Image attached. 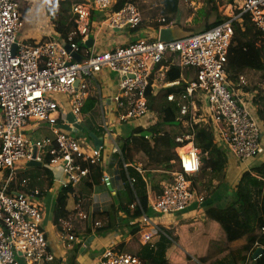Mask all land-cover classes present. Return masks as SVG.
I'll return each instance as SVG.
<instances>
[{
    "label": "built area",
    "instance_id": "built-area-1",
    "mask_svg": "<svg viewBox=\"0 0 264 264\" xmlns=\"http://www.w3.org/2000/svg\"><path fill=\"white\" fill-rule=\"evenodd\" d=\"M112 2L92 0L91 4L104 13ZM235 4L237 7L229 5V19L190 36L164 42L146 35L90 53L84 45L91 34L87 7L72 6L77 29L66 40L60 37L23 41L17 39L22 25L18 1L0 0V264H51L54 259L43 231L42 209L30 197L38 191L6 193L18 164L24 167L35 151L34 160L41 165L49 156L44 166L51 170L53 181L60 187L90 181V170L85 164L103 162L108 150L112 152L110 163H118L116 156L120 157L121 147L115 124L135 121V126H142L137 121L150 124L157 117L148 94L155 95L164 89L167 101L179 97V113L183 116L180 124H185L180 126L181 133L171 136L174 149L181 152L176 154L172 182L163 185L159 195L149 198L148 206L153 212L175 214L192 205L200 208L204 202L203 194L192 188L201 166L200 150L195 146V122L209 118L218 144L226 146L239 160L263 153L258 120L242 97L231 89L226 65L235 37L233 21L242 13L249 15L264 42V0H236ZM53 17L54 14L51 20ZM99 25L109 31L140 29L143 19L138 0H125L118 9L106 14ZM76 33L82 48L72 40ZM74 52L81 56L80 60H75ZM175 63L181 69V77L166 81V72ZM102 71L114 74L116 90L107 102L102 96L98 100L103 107L97 111L93 126L102 142L94 147L76 134L77 125L81 128L83 120L90 116L82 110L86 100L92 93L101 92L93 77ZM30 121L46 122L51 135L30 137L26 133ZM145 138L148 140L149 136ZM130 166L139 173L143 171L141 161L123 162L125 171ZM128 182L132 184L134 179L128 177ZM101 183L112 187L113 176L103 173ZM161 232L155 225L143 240L154 247L159 234L163 235ZM260 233L264 235V226ZM154 236L158 237L155 242ZM67 239L74 240V236L67 235ZM259 247L264 253V245ZM98 264L143 261L137 255L109 246L101 252Z\"/></svg>",
    "mask_w": 264,
    "mask_h": 264
},
{
    "label": "trees",
    "instance_id": "trees-1",
    "mask_svg": "<svg viewBox=\"0 0 264 264\" xmlns=\"http://www.w3.org/2000/svg\"><path fill=\"white\" fill-rule=\"evenodd\" d=\"M159 1L161 15L152 20L144 17L147 25L155 29L172 23L182 25L184 14L179 0ZM202 1L215 7L216 0ZM235 1L227 0V5L237 7ZM76 3L78 0L59 1L58 11L52 22L54 29L65 40L77 29L76 16L72 12V6ZM141 13L143 14V11ZM229 17L219 15L206 23L202 30L211 28ZM233 23L235 36L239 38L238 46L236 48L231 46L229 52L226 65L227 76L233 91L241 89L243 92L252 94L256 116L264 125V66L260 63L264 60V42L247 13H242ZM72 40L79 43L80 48L83 47L77 33L72 36ZM180 77V67L176 63L170 64L165 80L171 82L179 80ZM166 94L164 89L155 95L148 94L151 108L157 113L156 119L146 127L131 126L130 134L121 138V155L116 156L119 158L116 166L123 188L115 192V200L107 210L91 214L92 223L98 221L95 219V216L98 217L97 214L104 217L103 225L96 226L95 231L102 234L127 226L130 239L135 244L130 245L123 242L115 248L137 255L143 264H187L192 258L199 264H206L211 258L210 250L214 242L218 241L228 245L241 239L244 240V244L227 254L228 264H264V253L256 258L252 255L256 247L264 245V235L260 233L264 226V160L240 175L236 184L231 188L232 192L227 204L222 207L215 205L214 195L226 185L228 158L225 150L218 145L217 135L209 118L199 120L194 124L195 146L200 150V154L202 153L200 171L203 169V174L209 175L206 180L208 183L206 195L203 194L204 201L212 200L210 204L203 207V227L196 232H182L178 237H173L169 231L164 230V235L159 238L154 247L138 237L141 229L138 224L139 219H143L150 211L149 198L159 195L163 185L172 182L177 168V155L171 147L173 146L171 136L181 133L180 122L183 116L179 113L180 98L176 96L173 101H167ZM92 105V100L87 99L82 108L83 112L92 111ZM167 126L170 130L166 129ZM145 136H149V139L147 140ZM199 137L203 141L201 145H199ZM48 161L49 156H45L41 167L25 165L22 167L24 169H18L7 185L6 193L33 194L35 186L41 184V176L47 180V187H51L53 175L51 170L44 166ZM139 161L144 162L142 173L137 172L131 166L126 171L124 170L123 162ZM85 166L90 170V181L85 180L74 187L71 185L60 187L57 192L53 207V224L60 233H63L60 223L64 221L71 223V229L68 230L69 235L80 237L82 234L91 232V228L87 226L86 216L92 204L93 189L101 183L105 165L98 162L85 164ZM208 166L209 169L206 170ZM128 177L134 179L132 184L128 182ZM197 178L194 177L192 181V188L195 190ZM71 197L75 204H79V208L67 207ZM80 212L85 217L80 218L78 215ZM172 242L176 244V248L174 252L166 255V249L172 245ZM76 253L77 248L75 247L70 256L73 261ZM217 262L221 263V260L208 264Z\"/></svg>",
    "mask_w": 264,
    "mask_h": 264
},
{
    "label": "crops",
    "instance_id": "crops-1",
    "mask_svg": "<svg viewBox=\"0 0 264 264\" xmlns=\"http://www.w3.org/2000/svg\"><path fill=\"white\" fill-rule=\"evenodd\" d=\"M21 1H23V7L19 9V11L21 10L20 16H21L22 25L17 34L18 40H23V41L40 40L42 41L44 39H60V35L54 29L52 22L55 17V14L58 11V3L59 1H62V0H21ZM91 1L92 0H78V3L75 4V5L81 4L89 9L88 19H89V27L91 28V34L89 38L92 39V42L89 47L86 45L85 46L87 47L90 53L111 49L116 44L128 43L130 41L135 40L138 37H141L143 34L144 36L149 35L151 37L153 36L157 37L158 29H155L151 27L150 25H146L144 29L140 28L137 30H133V29L126 27V28H121L119 30H114V31H109L105 29L103 26L101 27L99 24H100V21L103 19V17L106 14L114 11L117 7H119L123 0H120V1L113 0L111 7L108 9L107 12H104V13H100L99 11H96L92 7ZM143 1L145 2V0ZM53 14H54V17L51 20L50 17ZM93 83L101 92H99L100 93L99 94L96 91L97 94L94 95V93H92L91 96L88 98V99H91L93 102L92 111H86L84 113L85 114L88 113L90 115L88 118L91 120H89L88 118L84 119L83 120L84 124L81 125V128L80 126L77 125L79 129L77 128L78 131L76 134L79 138L87 140V142L91 146H94V144H93L92 139L89 137V133L93 132L92 130H94L95 132L93 133L98 135L99 132L96 129H94L95 127L93 126V124L96 122L95 118L97 117V114H98L97 111H99V109L103 107V105L99 103L98 100L102 96V100L104 102H107L106 100H109L108 98L116 90L115 76L112 72L102 71V72L95 74V76L93 77ZM235 92L240 97H242V99L249 106L254 116L257 118L255 106L253 105V102H252V94L248 92H243L241 89H236ZM257 120H258L260 130H261V144L263 147V153L261 154L262 155L261 159L264 160V125L258 118ZM115 126H116V129L118 130V137L119 136L123 137L124 136L122 134L123 129H127L128 126L130 127L135 126V121L123 122L121 125L115 124ZM184 127H185V124H184ZM48 130H49V134H46L44 136L51 135L50 127L48 128ZM36 137H39V136H36ZM117 141H118V144L121 145V140L118 139ZM218 145L223 150H225V153L227 154V158H228V170H230V172H232L233 175L236 176L237 173H240L241 175L244 171L248 170V168H243L242 169L243 171H240L239 165L241 163L240 164L238 163L240 160L237 159L234 155H232L228 151L226 146L221 145V144H218ZM110 157H112V152L108 150L107 152H105L104 161L103 162L101 161V162L105 165L104 173L111 174L113 176L112 189L110 190L109 188L105 187L102 183L94 187L92 195H91L92 204L89 208V212H88L89 214L107 210L110 204H112L113 202V195L115 194V192L123 188L122 182L118 178V172H117V166H116L117 164L110 163V160H109ZM245 165L246 164L243 163V166ZM26 166L28 165L26 164ZM32 167H35V166H32ZM40 180H41V183L43 184V187L36 185L35 188L38 192L36 195H31L30 197L32 198L34 202H36L39 205V207L42 209V212H43V221H42L43 231L47 238L49 247L54 254V259L51 262V264H73V263L74 264H98L100 253L106 247L110 246V247L115 248L117 245L121 244V241L125 240V239H119L117 237L116 232L119 229H116L112 232L98 234L95 231L96 226H93V225L91 226L92 221L90 218H88L89 214H87L86 222H87V226L91 228V232L87 234H82L80 237L74 235V240L69 241L67 239V235H69L68 230L69 228L71 229V223H69L68 221H64L60 223V228H62L63 233H60V231H57L53 224L54 201L56 199L57 192L60 189V185L56 180H54L52 186L48 188L47 180L45 179V177L41 176ZM106 192H110V193L112 192L111 196L107 199L102 198L101 196ZM67 207L70 209H76V208H79V204H75L73 198L71 197L68 200ZM190 207H193L192 209H196L194 205ZM78 215L80 216V218L85 217V215L82 212H80ZM145 217L147 219L145 221L148 226L146 227L147 229L145 228L146 232L144 234L149 232L153 228V226L155 225L157 226L156 222L151 220L147 215ZM89 219L90 221H88ZM139 220H142V219H139ZM95 224H98V223L96 222ZM157 239L158 237L156 236L153 237L154 242ZM75 247L77 248V253L73 261L70 256H71V252L73 248Z\"/></svg>",
    "mask_w": 264,
    "mask_h": 264
},
{
    "label": "rangeland",
    "instance_id": "rangeland-1",
    "mask_svg": "<svg viewBox=\"0 0 264 264\" xmlns=\"http://www.w3.org/2000/svg\"><path fill=\"white\" fill-rule=\"evenodd\" d=\"M19 3V9H21L23 7V1L21 0H17ZM146 2V3H145ZM145 2L143 0H138V5H139V9L140 12L143 11V14L141 13L142 19H144V17L147 20H152V18H157L159 15H161L160 12V1L159 0H145ZM143 4V5H142ZM179 4L181 6V8L183 9V14H184V19L182 22V25L178 24V23H172L169 24L167 26L170 25H177L178 27L174 28V35H178V36H182V35H192L194 33H196L197 31L202 30V27L205 26L206 23L211 22L212 20H214L215 18H217L219 15L223 16H229L228 14H231V10H229V5H227V0H216L215 2V7L212 4H207L204 3L202 0H179ZM21 11V10H20ZM143 25L141 28H145L147 25V21H145V19L143 20ZM96 29V28H95ZM146 30V29H145ZM142 35V34H141ZM144 34L141 36L143 37ZM149 36V35H148ZM154 37V36H153ZM238 38L239 36H235L234 40L232 42V48L233 46L236 48L238 46ZM263 59V58H262ZM261 66H264V60L260 61ZM184 73H182L183 76ZM71 119V118H70ZM146 119V118H143ZM156 119V118H155ZM154 119V120H155ZM139 123H142V126H148L149 122L146 121H137ZM180 126L184 127V123H181ZM35 127V128H33ZM49 126L47 123H45L44 121H30L26 127V133L27 135H29L30 137H36V136H44L46 134H49V130H48ZM181 128V127H180ZM130 129L131 127L128 126L127 129H123V135L126 136L128 134H130ZM167 130H170V127L167 126L166 128ZM174 132V131H173ZM51 133V132H50ZM122 137H117V140L120 139L121 140ZM199 145L202 144V138L199 137ZM172 149L174 150V152L177 154L179 153V150L174 149V146H171ZM213 156L214 154L211 153ZM202 156V153L200 154V157ZM261 156H257V157H253L250 159H244V160H240L238 163L240 164V171H243V168H248L250 169L253 166H257L258 164L261 163V161H263V159H261ZM159 160H163V159H159ZM142 164H144L143 161H141ZM243 163H245L246 165L243 166ZM23 166V164H18V169H21V167ZM24 169V168H22ZM209 169V166L206 168V170ZM240 173H237L236 176L232 174V172H230V170L227 169V177L225 179V186H222L221 189L218 190V192L214 195V199H215V205H219V206H224L225 204H227L230 196H231V188L232 186H234V184H236ZM209 175H204L203 174V169L199 172V174L196 176L198 177L195 180V186H196V190L199 191L200 193L206 195V188L208 187V183H206V180L208 178ZM38 186L43 187V184H39ZM112 193V192H111ZM110 192H106L104 193L101 197L102 198H109L111 196ZM115 200V195H113V201ZM193 207H189L183 211H180L178 213L175 214H160V213H155L152 210L148 211L147 216L153 220L154 222H156L157 227H159L162 232L164 230H167L170 232V234L173 237H178L180 234H182V232H196L199 228L203 227V223H204V210L203 207L200 208H196V209H192ZM49 210V208H48ZM100 213H102V211H100ZM89 214V213H88ZM91 214H89V217L91 219ZM97 216H95V219L98 220L97 223L95 224L94 222H91V226H101L103 225L104 222V217L100 216V214H97ZM103 215V214H102ZM90 219L88 221H90ZM94 220V221H96ZM146 217L143 218L142 220H139V225L141 226V229L138 233V237L140 239H143V235L146 232L145 228L148 226L146 224ZM92 221V219H91ZM147 229V228H146ZM161 232V233H162ZM117 237L119 239H125L124 241H121V243H125L127 242L130 245H134V241L132 239H130V234L128 232V228L127 226L124 227H120L119 230L116 232ZM115 234V235H116ZM164 235V233H163ZM159 236H162V234H159ZM244 244V240H237L234 242H231L228 245H225L221 242H214L211 246V250H210V255L211 258L210 260L206 263H211L214 261H220L223 264H228V262L226 261L228 258V253L229 251L235 250L237 248H239L241 245ZM176 248V244H174L172 242V245H170L167 249L165 254L169 255L172 252H174ZM101 254V253H100ZM219 263V264H221ZM187 264H199L194 258H192L190 261L187 262ZM214 264H218L214 263Z\"/></svg>",
    "mask_w": 264,
    "mask_h": 264
},
{
    "label": "water",
    "instance_id": "water-1",
    "mask_svg": "<svg viewBox=\"0 0 264 264\" xmlns=\"http://www.w3.org/2000/svg\"><path fill=\"white\" fill-rule=\"evenodd\" d=\"M178 27L177 25L173 24V25H170V26H162L160 27L158 30H157V37L160 41H164V42H167V41H172V40H176V39H180V38H183V37H187V36H190L189 35H182V36H178V35H174V28ZM91 42H92V39L91 38H88L85 42H84V45L86 46H90L91 45ZM15 48V46L13 47V49ZM66 48H69L68 46H66ZM73 56L75 58V60H80L81 56L78 54V53H73ZM89 137L92 139L93 141V144L95 147H99L101 145V139L99 137H97V135L93 132H90L89 133ZM34 157H35V151H34V154L32 156V159L29 160L27 162V165L28 166H38L40 167L41 166V162H38L36 160H34ZM109 189L111 190L112 187H109ZM211 199H207L205 200L202 204H201V207H205L207 206L208 204L211 203ZM262 253V248L261 247H256V249L254 250L253 252V258H256L258 257L259 255H261Z\"/></svg>",
    "mask_w": 264,
    "mask_h": 264
},
{
    "label": "bare ground",
    "instance_id": "bare-ground-1",
    "mask_svg": "<svg viewBox=\"0 0 264 264\" xmlns=\"http://www.w3.org/2000/svg\"><path fill=\"white\" fill-rule=\"evenodd\" d=\"M179 150V152H181V149H178Z\"/></svg>",
    "mask_w": 264,
    "mask_h": 264
}]
</instances>
